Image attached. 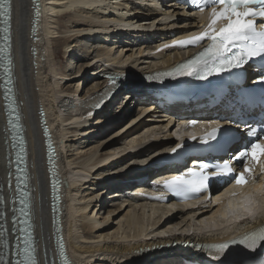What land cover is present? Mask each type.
Returning <instances> with one entry per match:
<instances>
[{"label":"bare ground","instance_id":"bare-ground-1","mask_svg":"<svg viewBox=\"0 0 264 264\" xmlns=\"http://www.w3.org/2000/svg\"><path fill=\"white\" fill-rule=\"evenodd\" d=\"M11 1L12 74L19 100L17 107L22 109L24 130L29 139L33 191L30 203L38 247L45 262L55 255L51 208L55 196L50 188L51 178H57L60 183L58 205L62 213V237L76 264L98 261L107 264H184L183 259L176 257L182 249H172L169 245L177 241H231L230 236L238 234L239 229L264 221V216L242 224L226 219V208L231 202L225 208L223 194L195 207H173L150 202L139 194L152 193L156 181H139L127 186L113 182L116 178L125 181L148 175L155 179L171 173L167 168L153 171L150 166L169 151L167 146L174 140L171 131L177 122L173 114L184 106L165 109L155 105L146 85L133 87V92L120 90L101 110L94 107L91 97L103 90L106 85L104 74L108 72L140 75L186 58L193 51L161 54L155 51L173 34L195 29V14H187L177 0L168 3L165 0H38L41 6V21L37 26L40 41L34 42L31 36L32 0ZM179 14L184 16V21H174ZM67 16V23L61 24L64 30H60L61 27L58 30L60 19ZM122 25L132 26V30L123 31ZM83 38L104 44L98 47L97 43L90 42L84 49L86 52H82L85 55L81 54L78 59L85 64L78 68L74 64H64L61 69L52 65L53 58L61 57L57 52L61 45L66 48L65 55L70 53L68 56L72 57L75 49H70L77 46L74 42L82 46ZM124 38L128 40L123 42ZM118 39L119 43L140 48L120 57L117 52L112 53ZM34 48L37 53L32 54ZM88 66L95 70L89 72L91 67L87 70ZM1 84L0 79V194L5 199L4 205L0 204V212L5 213L6 223L0 218V240L1 225L10 233L13 228L10 201L14 197L7 190V165L12 160L7 158L8 126ZM85 84L89 85L88 90L79 93ZM41 108L47 128L53 134L56 152L61 154L52 172L46 160ZM137 108V114L117 129ZM190 108L192 105L188 106ZM105 114L114 117L105 120ZM79 142L84 144L81 150L75 147ZM144 163L150 165L149 168L140 171L138 167H131ZM123 165L130 166L126 174L103 179L106 175L116 174L114 169ZM130 189L137 192L128 198L125 193ZM109 191L110 195L106 197L110 196L111 202L105 205L101 198ZM214 223L212 228L204 229V225ZM11 239L13 242V235Z\"/></svg>","mask_w":264,"mask_h":264},{"label":"snow or ice","instance_id":"snow-or-ice-1","mask_svg":"<svg viewBox=\"0 0 264 264\" xmlns=\"http://www.w3.org/2000/svg\"><path fill=\"white\" fill-rule=\"evenodd\" d=\"M191 3L197 6L201 12L206 7L210 8L209 22L199 34L174 41L172 46L198 45L205 39L208 41L207 45L192 58L182 62L171 71L157 73L155 76L148 77V79H158L160 76H195L200 79H207L212 75L232 73L234 70L242 72L245 66L249 65L255 58L264 60V23L258 26L256 21L257 17L264 19V0H191ZM11 11V0H0V17L3 18L5 25L2 29L4 32V47L0 48V53L3 54L0 59L4 61L5 74L8 77L7 83L9 84L12 83ZM37 15H39V8H37ZM165 47L169 46L165 45ZM115 80L116 78H110L112 84H115ZM255 83L264 85V72L258 74ZM261 91L264 94V89ZM8 92H11V89H8ZM101 103L96 104L95 107H101ZM13 115L19 121L20 116L14 108ZM189 123L195 125L198 121L191 120ZM233 124L234 121L229 120L226 125H219L200 137L201 142L205 145L215 141L218 150L230 156V159L224 160L223 163H217L214 162L215 157H199V163L190 167L182 175L164 180V185L183 198H190L203 192H209V195H211L210 182L212 181L223 177H231L236 185H245L248 183L246 174H251L254 170L253 164L260 165L261 169L264 170V137L257 135L255 139L243 144L235 155L230 154V146L237 142L236 136L233 135ZM261 131H264V124L261 125ZM248 134L252 135L251 131ZM190 139L196 140L197 137L191 136ZM183 147L184 145L177 144L171 149V152L177 153ZM231 160L241 161L243 171L236 173L230 162ZM210 169L211 171H209ZM237 194L232 193L234 196ZM21 195L27 196L29 194L22 191ZM3 203L4 199L0 196V204ZM20 204L24 205L20 212L26 217L23 223L28 225L27 228L20 231L25 234L26 238L21 242V238L17 236L16 243L11 244L7 230H5L3 233L4 238L0 240V249H2L0 251V264H40L37 259L35 239L32 232L29 231L31 228L29 202L21 199ZM237 207L245 214L237 216V219L254 217L259 211V209H255V201L250 196H245ZM233 214L235 215V213ZM0 218L4 219L6 223L4 212H0ZM235 243H237L236 240H231L209 245L210 249H215L218 253L212 259L219 262V264H225V262L243 264L242 261H229V254L226 250L229 249L230 244ZM239 243L252 251L264 247V227L245 233ZM61 250L63 254L62 243Z\"/></svg>","mask_w":264,"mask_h":264},{"label":"rangeland","instance_id":"rangeland-1","mask_svg":"<svg viewBox=\"0 0 264 264\" xmlns=\"http://www.w3.org/2000/svg\"><path fill=\"white\" fill-rule=\"evenodd\" d=\"M170 0H165V2L166 3H168ZM181 7V6H180ZM181 12H183V11H181ZM69 16V15H68ZM65 17V18H61L60 20L61 21H59V24H58V30L60 29V27H61V29L60 30H64L63 29V25L65 24V23H67V20H69V17ZM67 18V19H66ZM65 19V20H64ZM177 20V22H182V21H184V16H182V15H176L175 17H174V21H176ZM61 24H62V26H61ZM126 37V36H125ZM127 38H129V37H127ZM85 39V41H83L82 42V44L84 45V43H87V44H85L84 46L86 47H84L83 45V47L82 46H78L79 45V43L78 42H74V45H77L76 47H74V46H72V48L70 49V51L72 50V49H75V51H73V56L72 57H70V56H68L70 53H68V55L66 56L65 55V51L64 50H66V48L64 47V46H62L61 45V47H60V49H58V51L57 52H59L58 54H59V56H61V57H58L57 59H55V58H53V60H52V65H54V66H56V67H58L59 69H61V68H63L66 64L67 65H71V64H74V66H76L77 68L79 67L78 65H84L85 63V61H80V62H78V59L79 58H81V56L83 55H85V53H83L82 54V52H86V50L84 51V49H87V47L91 44V43H94L95 42V45H96V43H97V46L99 47V46H102V44H104V43H100L98 40H97V42H96V40L94 39V40H92L91 38H83V40ZM123 40V39H122ZM125 40H128V39H126V38H124V40H123V42L125 41ZM91 42V43H90ZM120 42V40L118 39V43H115L114 45H113V52L112 53H114V52H117L116 54L117 55H121L120 57H123L124 55L125 56H127L128 54H132V52H134V51H136L135 49H138V48H140V47H138V46H136L135 48H134V46L132 45V44H122V43H119ZM87 45V46H86ZM129 45V46H128ZM105 46H107V44H105ZM133 46V47H132ZM65 48V49H64ZM82 48V49H81ZM133 48H134V50H133ZM79 49L81 50V51H79ZM121 50H123V52L121 51ZM64 51V52H63ZM69 51V52H70ZM80 52V53H79ZM76 54V55H75ZM82 54V55H81ZM135 56H136V54H135ZM70 57V58H69ZM74 57H77L76 59H74ZM134 58V57H133ZM60 59V60H59ZM73 60V61H72ZM55 61V62H54ZM76 61V62H75ZM56 62H58L57 64H58V66H57V64H56ZM71 62V63H70ZM78 62V63H77ZM55 63V64H54ZM70 63V64H69ZM65 64V65H64ZM76 64V65H75ZM62 65V66H61ZM53 66V67H54ZM71 67V66H70ZM69 67V68H70ZM91 66H88V68H87V70L90 68ZM95 67H91V70H89V72H91V71H94L95 69H94ZM86 70V71H87ZM78 81L79 80H77V81H74L75 82V84L76 83H78ZM73 82V83H74ZM89 85L88 84H85L84 86H82V90H80L79 91V93L81 92V93H85L87 90H88V87ZM124 93H126V92H124ZM137 110H138V108L135 110V112H133V113H131V115L123 122V123H121L118 127H117V129H119L120 127H122L123 125H125L126 124V122L127 121H129L132 117H134L137 113ZM104 114H102V116H103ZM108 115H110V116H108ZM108 116V117H107ZM101 117V116H100ZM111 118V117H114V115H112V114H105V116L103 117L104 119L106 118ZM105 119V120H106ZM97 122V121H96ZM116 131V130H115ZM111 133L112 132H110V133H108L107 134V136L109 135H111ZM106 135H105V137H107ZM74 144V143H73ZM83 145L84 144H81L80 142L79 143H76L75 144V147H79L80 149L79 150H81L82 149V147H83ZM90 146H93V145H90ZM83 151H84V149H83ZM155 154V153H154ZM153 156V154L152 155H150L149 156V158L150 157H152ZM148 159V158H147ZM141 160V159H140ZM135 161V160H134ZM138 161V160H137ZM141 161H145V160H141ZM128 163H130V162H128ZM132 163V162H131ZM138 163V162H137ZM127 165H123V166H121L120 168H116V169H114V170H117L116 171V174H112V175H106V176H104L103 178H111V177H113V176H115V175H120V173H125V172H127L128 171V167H130V166H127ZM138 166H140V164L138 165ZM136 164L134 165V166H131V167H138ZM124 167H126V168H124ZM122 168H124L123 170L124 171H122ZM122 171V172H121ZM110 192L111 191H109V192H107L106 194H104V196L101 198V203H103V204H109L111 201L109 200L110 198V196H107L106 197V195H110ZM103 199V200H102ZM106 199V200H105ZM112 205V204H111ZM111 205H109V208L111 209L112 208V206ZM107 211H108V209H107ZM107 211L105 212V214H104V216H106L107 215ZM124 213H122L121 215H120V217L123 215ZM86 261H88V260H86ZM107 264L106 262H101V261H98V262H93L92 264ZM89 264H90V262H89Z\"/></svg>","mask_w":264,"mask_h":264},{"label":"water","instance_id":"water-1","mask_svg":"<svg viewBox=\"0 0 264 264\" xmlns=\"http://www.w3.org/2000/svg\"><path fill=\"white\" fill-rule=\"evenodd\" d=\"M34 4H33V8L34 9V19H33V28H34V31L36 30L37 28V24H38V17L39 15H37V8H39V1L38 0H33Z\"/></svg>","mask_w":264,"mask_h":264}]
</instances>
